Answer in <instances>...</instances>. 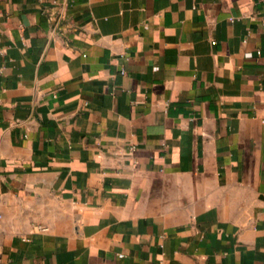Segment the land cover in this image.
<instances>
[{
	"label": "crops",
	"instance_id": "1",
	"mask_svg": "<svg viewBox=\"0 0 264 264\" xmlns=\"http://www.w3.org/2000/svg\"><path fill=\"white\" fill-rule=\"evenodd\" d=\"M0 264H264V0H0Z\"/></svg>",
	"mask_w": 264,
	"mask_h": 264
}]
</instances>
